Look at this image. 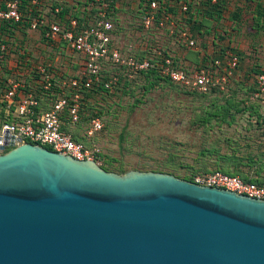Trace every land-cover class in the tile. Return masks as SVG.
Here are the masks:
<instances>
[{
    "label": "water",
    "instance_id": "95a60500",
    "mask_svg": "<svg viewBox=\"0 0 264 264\" xmlns=\"http://www.w3.org/2000/svg\"><path fill=\"white\" fill-rule=\"evenodd\" d=\"M0 264H264V199L24 142L0 152Z\"/></svg>",
    "mask_w": 264,
    "mask_h": 264
},
{
    "label": "built area",
    "instance_id": "2783aa9c",
    "mask_svg": "<svg viewBox=\"0 0 264 264\" xmlns=\"http://www.w3.org/2000/svg\"><path fill=\"white\" fill-rule=\"evenodd\" d=\"M119 1L0 0V145L4 139L13 142L12 146L5 143L0 152L28 142L96 162L100 149L91 140L104 124L86 109V101H91L86 93L100 90L108 94L124 81L141 76L154 80L152 73L156 80L165 79L183 92L227 91L239 62L232 47L219 48L208 60L183 65L162 39L165 34L178 49L196 48L189 27L168 11L173 0H132L137 7L127 9L133 22L130 38L120 45L112 23ZM200 2L215 5L218 0ZM190 3L181 0L179 13L189 12ZM38 39L53 48L56 58L60 53L76 57L75 61L63 58L75 73L63 76L52 60L38 61L31 55L28 42ZM138 41L143 45L140 52ZM106 62L117 70L105 74L101 67ZM254 80V96L263 98L264 70ZM191 180L264 199V185L220 169L198 171Z\"/></svg>",
    "mask_w": 264,
    "mask_h": 264
},
{
    "label": "rangeland",
    "instance_id": "374dc122",
    "mask_svg": "<svg viewBox=\"0 0 264 264\" xmlns=\"http://www.w3.org/2000/svg\"><path fill=\"white\" fill-rule=\"evenodd\" d=\"M131 3L132 0H122V9L117 11L118 16H113L114 34L120 45L130 38L128 34L133 24L127 9H131ZM162 36L163 43L169 45L170 38L165 34ZM218 41L222 42V39H216ZM29 47L30 54L38 61L55 62L57 71L63 76L75 73L76 69L66 66L63 58L75 61L76 57L61 53L57 54L58 58L54 57L53 48L45 47L40 39L29 41ZM218 48L215 46L204 54L205 59L216 55L220 51ZM192 55L188 52L186 56ZM262 55L255 54V57ZM238 57L240 62V53ZM101 69L105 74L117 70L108 62ZM254 89L255 80L242 81L232 77L224 93H190L169 81L148 80L141 76L108 94L95 95L89 105L104 124L91 140L100 149L98 165L109 172L153 170L186 180L198 171L222 167L264 183V120L258 125L256 113L249 108L236 111L253 106L264 117V96L255 97ZM230 96L232 105L226 102ZM231 114L234 118L230 121ZM73 132L78 136L77 130L73 129Z\"/></svg>",
    "mask_w": 264,
    "mask_h": 264
},
{
    "label": "crops",
    "instance_id": "0c3cea01",
    "mask_svg": "<svg viewBox=\"0 0 264 264\" xmlns=\"http://www.w3.org/2000/svg\"><path fill=\"white\" fill-rule=\"evenodd\" d=\"M180 1L173 0L168 11L178 23H185V26L189 27L196 40V48H184L180 50L182 53H179L173 43H168L169 52L171 51L183 65L190 66L203 61L204 54L212 51L215 46L232 47L241 55L232 77L235 80L254 81L255 69L264 70V55L261 58L255 57V54H264V0H218L215 5L190 0L189 12L182 14L179 13ZM120 4L121 0L119 10ZM136 7V2L131 4V8ZM131 36L132 40L136 41V36ZM219 38L222 42H216ZM136 47L140 52L143 45L138 41ZM188 52L193 55L186 56Z\"/></svg>",
    "mask_w": 264,
    "mask_h": 264
},
{
    "label": "trees",
    "instance_id": "16d2710c",
    "mask_svg": "<svg viewBox=\"0 0 264 264\" xmlns=\"http://www.w3.org/2000/svg\"><path fill=\"white\" fill-rule=\"evenodd\" d=\"M256 73H258V71H254V74H256ZM145 76L147 77L148 75L146 74ZM151 76L154 77V80L157 79V77H156V75H155L154 73H152ZM254 77H255V75H254ZM155 78H156V79H155ZM164 80H165V79H164ZM165 81H166V80H165ZM126 84H127V82L124 81L123 86H125ZM254 90H255V89H254ZM225 92H226V91H225ZM255 92H256V90H255ZM190 93H191V92H190ZM223 93H224V92H223ZM86 94H87L86 97H87L88 99H92L95 95H101V94H104V93H102V91H100V90H96V91H92L91 94H89V93H86ZM226 102L232 105V104H233L232 97L230 96V97L226 98ZM236 108H237V107H236ZM246 108H249L250 110H253L254 113H256V115H257V116H256V123H257L258 125H260L263 116L260 115V114L257 112V110L254 109L253 106L243 107V109H239V108H237L236 111H242V112H243V111H247ZM86 109H87L91 114H93L92 111H91L92 108L90 107L88 101H86ZM95 115H96V114H95ZM87 117H88V116L86 115V118H87ZM233 118H234V115L231 114V119H230V121H231ZM263 120H264V118H263ZM100 155H101V154H98L97 158H95L97 164H99V165H100ZM213 169H220V170L225 171V172H227V173H229V174H235L234 172H232V171H230V170H228V169L222 168V167H217V168H213ZM209 170H212V169H209ZM203 171H207V170H203ZM192 175H193V174H192ZM192 175H191V177H189V179H192ZM239 176H241V175H239ZM241 178L244 179V180H247V181H252V182H255V183H257V184H262V185H264V183H262L261 181L256 180V179H253V178H249V177H246V176H241ZM189 179H188V180H189Z\"/></svg>",
    "mask_w": 264,
    "mask_h": 264
}]
</instances>
